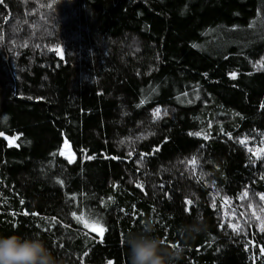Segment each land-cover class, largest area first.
I'll list each match as a JSON object with an SVG mask.
<instances>
[{
    "label": "trees",
    "instance_id": "obj_1",
    "mask_svg": "<svg viewBox=\"0 0 264 264\" xmlns=\"http://www.w3.org/2000/svg\"><path fill=\"white\" fill-rule=\"evenodd\" d=\"M0 133V236L129 264L151 221L171 264H264V0H4Z\"/></svg>",
    "mask_w": 264,
    "mask_h": 264
},
{
    "label": "clouds",
    "instance_id": "obj_2",
    "mask_svg": "<svg viewBox=\"0 0 264 264\" xmlns=\"http://www.w3.org/2000/svg\"><path fill=\"white\" fill-rule=\"evenodd\" d=\"M206 226L197 219L192 225L182 226L181 233H199ZM154 224L148 221L140 233L129 234V264H171L180 256L181 249L165 246V240L151 235ZM0 264H58L44 240L37 237L13 234L0 236Z\"/></svg>",
    "mask_w": 264,
    "mask_h": 264
},
{
    "label": "snow or ice",
    "instance_id": "obj_3",
    "mask_svg": "<svg viewBox=\"0 0 264 264\" xmlns=\"http://www.w3.org/2000/svg\"><path fill=\"white\" fill-rule=\"evenodd\" d=\"M4 3V0H0V4H3ZM156 115L159 114V110L156 111L155 113ZM2 134V133H0ZM63 154V153H62ZM71 162V160H70ZM195 158L192 159V161H190V163L192 164H195ZM137 187H141L142 188V185H137ZM245 196H247V193L244 194ZM261 199L264 200V195L261 196ZM187 203H191V201H188ZM33 215H37V214H33ZM74 217H76L78 220H81L85 227H91L92 231H96V232H99L101 235L103 234V232L105 231V229H103L102 227H97L96 224L93 222V223H90L88 219H85L83 216H77L76 213H73L72 214ZM53 219V222L55 221V218H52ZM261 230L264 231V225L261 226ZM261 252L264 253V248H261ZM109 264H111V262H109Z\"/></svg>",
    "mask_w": 264,
    "mask_h": 264
},
{
    "label": "rangeland",
    "instance_id": "obj_4",
    "mask_svg": "<svg viewBox=\"0 0 264 264\" xmlns=\"http://www.w3.org/2000/svg\"><path fill=\"white\" fill-rule=\"evenodd\" d=\"M2 135L7 138V140L9 141L10 144H17L18 135L9 136L5 133H3ZM61 154L65 157H67L68 159L72 160V161L76 159V154L72 150V147H71V145L67 139H65V141L63 143V146L61 149ZM97 227H99V226H97Z\"/></svg>",
    "mask_w": 264,
    "mask_h": 264
}]
</instances>
